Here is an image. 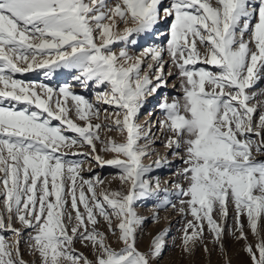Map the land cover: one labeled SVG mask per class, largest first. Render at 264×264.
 <instances>
[{
    "label": "snow or ice",
    "instance_id": "6c2138e0",
    "mask_svg": "<svg viewBox=\"0 0 264 264\" xmlns=\"http://www.w3.org/2000/svg\"><path fill=\"white\" fill-rule=\"evenodd\" d=\"M137 37L161 42L133 56ZM38 70L46 78L67 70L75 83L54 89L17 78ZM262 73L264 0H0V264H29L22 243L38 264H155L167 233L141 251L137 233L149 217L134 204L155 197L153 223L160 210L176 209L168 189L147 178L175 162L152 148L156 126L182 164L173 188L176 210L191 217L185 256L198 247L211 255L210 242L231 264L228 234L244 241L251 264H264V102L250 103L257 93L249 91ZM173 76L181 95L158 104L163 118L152 126L139 123L148 97ZM76 85L94 86L95 101ZM85 163L116 169L119 188L104 187Z\"/></svg>",
    "mask_w": 264,
    "mask_h": 264
},
{
    "label": "rangeland",
    "instance_id": "374dc122",
    "mask_svg": "<svg viewBox=\"0 0 264 264\" xmlns=\"http://www.w3.org/2000/svg\"><path fill=\"white\" fill-rule=\"evenodd\" d=\"M119 27V28H118ZM117 29L123 30L125 25L118 23ZM137 39L140 40V44H138V48L133 47L131 45H128V51L130 55L136 56V54H139V52L144 48V46L147 44L148 40L140 39L137 37ZM123 45H115L114 51L119 52L120 48ZM168 71V68L165 70ZM74 73L69 72L67 70H56L55 73L50 75L49 77L44 76L43 70H38L34 72L27 73L25 75H18V79H22L29 82H36V83H43L48 84L54 89H58L61 86H64L65 84L72 85L75 82L72 80V76ZM40 79V80H39ZM173 82L175 87L172 89H169L167 87H170L169 85ZM180 82L179 80L173 76L168 78V86L166 88H162L156 95L150 96L147 99V103L145 104V107L143 111L141 112L139 116V123L143 117H145L149 112H152L153 107H158V104L162 103L161 100L164 98V96L169 97L170 99L168 102H171L173 97H179L181 95L180 92ZM76 93L85 96L86 98H89L93 102L95 101V93L97 89L94 86H91L87 89H84L80 87L79 85H76L73 89ZM250 92L257 93V97L255 100L251 101L250 103L256 104L257 102H264V73H262L261 79L254 85V87L249 90ZM156 101V102H154ZM156 103V104H155ZM101 107H106L104 105H101ZM156 111V110H155ZM161 111V110H160ZM163 115V114H162ZM163 117V116H162ZM74 118V117H73ZM80 123L79 121H77ZM96 121H93L95 123ZM71 135V134H70ZM107 136H111L116 141H122L121 136L116 133H101L102 139L107 138ZM165 139V135H164ZM141 143H143L141 141ZM163 145L159 144L157 147L161 148ZM98 149L100 148V145H97ZM77 151L87 152V148L82 149H76ZM156 153V152H155ZM100 155L104 156L105 159L112 158V154L109 153H103L100 152ZM170 156L169 152L166 153L160 151L157 155L160 157ZM151 157H146L144 159L145 164H151L153 160L157 158L156 155ZM175 162L170 167H155L154 171L150 173L149 179L153 180H159V177L161 178L160 185L161 188H167L168 189V198L173 201V203L176 204V209H179L180 202L179 198L174 194L175 189L173 188V184L175 183H181L182 181L178 176H175L174 173L176 170L180 167H182V164L179 160L175 159ZM259 159H264V157H259ZM150 160V161H149ZM84 167L87 169L91 167L96 174H99L102 178L105 180L104 187H109L113 190L118 189L120 186V182L118 179H115V173L116 169L108 166L104 167H97L94 163L89 165L88 163H85ZM169 169V170H168ZM169 172V173H168ZM85 178H88L92 175V173H89L85 171L83 173ZM157 177V178H156ZM165 177H168L167 179H170L168 181L164 182ZM170 177V178H169ZM164 193H161V198L163 197ZM154 202L156 201V198L153 197L150 201H139L134 204L135 210L137 211V214L144 217H149L143 225V228L138 231V246L141 251H148L150 247V242L154 236H156L160 232H166L167 235L165 236V247L162 252V256L155 262V264H224V256L221 254V252L216 249L210 242H209V248L212 249L211 255L206 254L203 251L202 247H198L192 257H186L185 254L182 251L181 248V237H182V229L184 227L186 219H191L190 216L185 218L182 216L176 209H173L171 207L167 208L166 210H160L159 211V221L156 223H153L150 217L153 215L154 212ZM228 225L233 226L234 220L232 219V213L230 210V218L228 220ZM15 227L19 228V224H15ZM101 231H105L106 228L101 223L99 226ZM245 230L247 229V224L245 221ZM6 238L8 239H14L12 234L10 232L3 233ZM206 240L210 241V238L208 237V234L206 232ZM262 235H264V232H262ZM25 240L27 239V233H25ZM248 242L249 243H256L255 238L251 235L250 232H248ZM110 243H112L114 246L116 244L115 238L112 237L110 239ZM75 247L84 255H86L89 259H94V255L90 249V247H84L82 246L78 241L75 244ZM224 247L227 253L228 259H230L231 264H251V261L247 255V253L243 250L244 247V241H237L234 239L231 235L226 234L224 238ZM21 249L23 252V258L29 262V264H38V257L31 255L28 250L26 244H21Z\"/></svg>",
    "mask_w": 264,
    "mask_h": 264
},
{
    "label": "bare ground",
    "instance_id": "6f19581e",
    "mask_svg": "<svg viewBox=\"0 0 264 264\" xmlns=\"http://www.w3.org/2000/svg\"><path fill=\"white\" fill-rule=\"evenodd\" d=\"M168 3V0H165V4H167ZM170 21H165L163 24H161L160 25V30L163 32V31H166L167 30V24L169 23ZM119 28V27H118ZM117 31H122L121 29H116ZM154 42H161V40H156V41H153V40H148V42H147V44L144 46V47H146V46H148V45H150V44H152V43H154ZM140 44V43H139ZM136 48H138V44L135 46ZM138 49H140V47L138 48ZM140 53V52H139ZM136 55H139V54H136ZM165 59H167V56H165ZM166 68H168L167 66H166ZM166 68H165V70H166ZM40 80V79H39ZM74 82V81H73ZM173 82L169 85L170 87H167V88H169V89H172L173 88ZM85 89V88H84ZM167 99V100H169L170 98L168 97L167 98V96H164V98L161 100V102L162 101H164V99ZM154 102H156V101H154ZM156 104V103H155ZM151 110H153L151 113H153V115H149V114H147L145 117H143L142 119H141V121H140V123L142 124V125H145V122H147V124L145 125L146 127L147 126H152L156 121H158L159 119H162L163 117V115H162V112L160 111V109L158 108V107H153V109H151ZM156 110V111H155ZM152 131H153V133H155V137L157 138V142L156 143H154L153 145H152V148L154 149V151L158 154L160 151H162V152H164V153H166L168 150L167 149H165L164 148V145H163V141H164V134H162L160 131H159V129H158V126H156V127H153L152 128ZM143 142V141H142ZM159 144H161V145H163L161 148H158L157 146L159 145ZM163 156H165V154L163 155ZM167 156V155H166ZM168 157V160H174L173 159V156H167ZM152 158L153 157H151V159L150 160H152ZM149 160V161H150ZM169 170V169H168ZM169 173V172H168ZM157 178V177H156ZM168 177H165V179H164V182L165 181H168V180H170V179H167ZM170 178V177H169ZM161 178L159 177V180H160Z\"/></svg>",
    "mask_w": 264,
    "mask_h": 264
}]
</instances>
